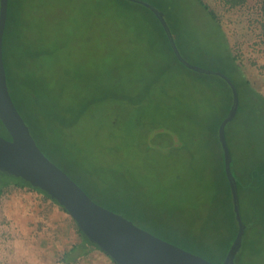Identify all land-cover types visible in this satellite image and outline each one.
Masks as SVG:
<instances>
[{
  "label": "trees",
  "instance_id": "obj_1",
  "mask_svg": "<svg viewBox=\"0 0 264 264\" xmlns=\"http://www.w3.org/2000/svg\"><path fill=\"white\" fill-rule=\"evenodd\" d=\"M55 1L51 3L54 7L76 0ZM92 1L94 10L86 12L87 20L84 11L73 9L71 12L69 7L68 24L61 30L65 32L61 46L75 51H70L73 66L69 71L66 68V72L74 71L78 77H84L81 63L86 69L83 84L74 88L64 101L49 97L44 68H40L35 80L20 78L18 66L22 58L11 51V46L18 38L21 0H9L4 63L13 101L42 151L95 202L122 214L160 238L222 264L239 229L219 137V126L232 107V88L219 75L196 72L181 63L160 20L150 8L130 0ZM147 1L164 12L182 55L194 63L185 54V41L176 28V21L167 17L170 9L163 0ZM196 1L207 16L208 27L212 30L214 27L222 34L228 62L218 64L219 67L194 64L223 71L235 83L239 93L238 113L227 125L226 136L246 225L242 248L235 259L236 264H242L246 253L264 254V93L246 74L247 64L241 52L232 49L217 9L206 0ZM219 2L226 12L248 9L250 4V0ZM256 3L253 8L255 21L264 42V0ZM137 10L144 14L140 16ZM39 41V50L29 54L43 61L53 59L56 54L53 40L40 38ZM85 46L89 48V56L81 62L77 59L85 58L76 56ZM12 57L16 66L10 63ZM261 66L264 72V64ZM100 109H113L127 116L134 139L125 150L139 155L138 160L148 163L151 172L144 173L130 166L123 168L124 172L118 167L103 168L108 176L124 180L125 187L123 192L116 193L95 183L94 197L74 174L78 158L73 154L76 143L72 140V132L90 112ZM240 123L242 131L236 133V126ZM0 135L11 138L1 119ZM241 143L246 148L239 154L237 146ZM180 159L188 163L183 170L176 167ZM0 175L7 174L0 172ZM18 179L29 190L42 194L44 203L46 200L54 202L72 219L65 229L66 236L59 223L52 233L54 242L62 243L63 238L72 240L70 247L62 252L59 264H74L94 251L106 255L84 235L60 203L46 191ZM152 179L155 180L154 187L149 183ZM1 183L0 197L10 185L7 181ZM167 211H193L194 214L188 217L185 225L174 230L167 227L163 218Z\"/></svg>",
  "mask_w": 264,
  "mask_h": 264
},
{
  "label": "rangeland",
  "instance_id": "obj_2",
  "mask_svg": "<svg viewBox=\"0 0 264 264\" xmlns=\"http://www.w3.org/2000/svg\"><path fill=\"white\" fill-rule=\"evenodd\" d=\"M49 1L21 0L17 22L18 38L17 42L12 44L11 51L22 58L21 65L18 66L20 78L24 81L35 80L41 72L40 68H44L49 97H57L65 101L74 88L83 84L86 69L81 63L80 69L84 77H78L74 71L66 72V68L69 71L73 66L70 60L73 59L72 53L75 51L70 49L71 53L68 48L61 46L65 39V32L61 30H64L68 24L69 7L71 12L73 9L84 11L87 20L86 12L94 10V2L76 0L54 7L52 1H57H50L53 4ZM206 1L222 16L232 49L241 52L247 64L246 74L253 81L254 86L264 93V72L261 66L264 64V42L259 36L255 11H253L258 0H250L248 9L232 12L224 11L219 0ZM163 2L170 9L169 15L167 14L168 19L176 21V28L183 42L185 41V54L192 62L205 67H219L218 64L223 62L227 64L224 38L214 27L213 30L208 27L207 16L196 0H163ZM137 13L140 16L144 14L142 10H137ZM40 38L53 40L52 47L56 49L53 59L43 61L29 54L39 50ZM83 48L84 50L77 52L76 56L85 58L77 59L81 62L89 56L88 46ZM79 54L82 56H78ZM10 63L16 66L14 57ZM148 69L150 70V67ZM24 88L27 89L26 86ZM128 123L129 120L123 112L100 109L90 112L72 132V140L76 143L73 154L75 153L78 158L76 168L73 169L74 174L94 197L95 183L116 193L123 192L125 187L124 180L108 176L103 168L118 167L124 172L123 168L130 166L144 173L151 172L148 163L138 160L139 155L125 150L127 145L131 146L134 139ZM241 125L242 123L236 126V133L242 131ZM244 147V143L237 146V150H240L239 154L244 153L246 148ZM183 166H188L183 159L176 162L178 170H183ZM1 181H7L10 185L0 197V264H59L62 252L72 243L69 238H63L62 243L54 242L55 238L52 237L58 223L66 236V225L61 212L51 211L52 208L43 202V198L27 189L18 178L0 175V187ZM149 183L155 186V180L152 179ZM8 203H19L21 209L25 207L27 211H21L20 208L18 211H6L4 208ZM192 214L193 211H167L163 218L167 221V227L178 230L187 223L188 217ZM135 221L140 223L136 218ZM74 264L113 263L106 255L94 251L90 256ZM242 264H264V254L246 253Z\"/></svg>",
  "mask_w": 264,
  "mask_h": 264
},
{
  "label": "water",
  "instance_id": "obj_3",
  "mask_svg": "<svg viewBox=\"0 0 264 264\" xmlns=\"http://www.w3.org/2000/svg\"><path fill=\"white\" fill-rule=\"evenodd\" d=\"M130 1L144 5L154 12L168 36L175 55L188 69L219 75L232 88V107L219 126V137L224 149L225 169L239 224L235 241L222 264H236V255L242 248L246 225L240 207L238 183L231 169L232 154L227 141L226 127L238 113L240 99L237 87L223 71L196 65L182 55L163 11L147 0ZM8 13L9 0H0V119L11 136L9 139L0 135V172L22 178L33 187L46 191L69 212L84 235L115 264H217L156 236L122 214L95 202L67 172L42 151L9 90L4 63V35Z\"/></svg>",
  "mask_w": 264,
  "mask_h": 264
},
{
  "label": "crops",
  "instance_id": "obj_4",
  "mask_svg": "<svg viewBox=\"0 0 264 264\" xmlns=\"http://www.w3.org/2000/svg\"><path fill=\"white\" fill-rule=\"evenodd\" d=\"M26 188L28 189V187H26ZM32 192H35V194L40 196V198H44V196L42 194H40L36 191H32ZM45 204L47 206H49V208H52L51 211H60V212L63 211L61 208H59L58 205H56L54 202H52L50 200H46ZM8 206H9V208L7 209ZM18 208H20L19 210H21V211H27V208H25V207L23 209H21V206L19 203H14V204L8 203L6 205V207L4 208V210H6V211H18ZM61 214H62L63 220L65 221L66 227H68V225L71 224L72 219L70 218V216L68 214H64L62 212H61Z\"/></svg>",
  "mask_w": 264,
  "mask_h": 264
}]
</instances>
